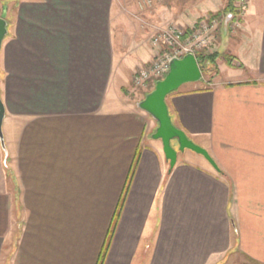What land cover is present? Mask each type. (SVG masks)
<instances>
[{"label":"crops","instance_id":"obj_1","mask_svg":"<svg viewBox=\"0 0 264 264\" xmlns=\"http://www.w3.org/2000/svg\"><path fill=\"white\" fill-rule=\"evenodd\" d=\"M133 1L0 0V264H96L125 193L105 264H264V0L225 46L237 71L167 98L219 172L189 150L170 172L128 90L156 27H192L227 0L146 19L122 14Z\"/></svg>","mask_w":264,"mask_h":264},{"label":"water","instance_id":"obj_2","mask_svg":"<svg viewBox=\"0 0 264 264\" xmlns=\"http://www.w3.org/2000/svg\"><path fill=\"white\" fill-rule=\"evenodd\" d=\"M231 19L232 15H228L225 21L226 31ZM8 35L9 24L5 19L0 18V51ZM170 67V72L166 78L158 81L154 90L136 106L158 123V128L152 138L162 142L166 160L170 164V172L178 162L179 153H185L186 150L203 156L219 172V167L209 152L197 145L183 130L175 126L167 104V98L181 87L187 84L200 83L203 80L202 68L193 54H188L183 58H173L170 61ZM5 117L6 110L0 91V143L8 155L3 133Z\"/></svg>","mask_w":264,"mask_h":264},{"label":"built area","instance_id":"obj_3","mask_svg":"<svg viewBox=\"0 0 264 264\" xmlns=\"http://www.w3.org/2000/svg\"><path fill=\"white\" fill-rule=\"evenodd\" d=\"M247 6L248 0H239L236 3L237 12L235 16L232 15L231 21L236 18L238 19L236 24H240ZM227 17L228 15L224 17L225 21ZM217 23L218 19L212 20L210 16H207L193 27H185L174 22L156 27L153 30L151 42L158 52L149 64L136 71L132 83L134 88L138 90L155 88L157 82L164 80L169 74L170 61L173 58H183L188 54L196 57L197 51L210 45Z\"/></svg>","mask_w":264,"mask_h":264},{"label":"rangeland","instance_id":"obj_4","mask_svg":"<svg viewBox=\"0 0 264 264\" xmlns=\"http://www.w3.org/2000/svg\"><path fill=\"white\" fill-rule=\"evenodd\" d=\"M219 1H222V0H210V1L208 0H135L132 2L133 6L125 5V6L120 7V10L122 14L127 13V15L133 18L138 17V18L146 19L148 18V16H146L147 14L160 9L162 6H168L170 8H173V10L176 12H179V10H182L183 7L184 8L191 7V10H195V9L198 10L200 8L203 10V8H205L204 6L206 5L207 7L210 5V3H213L215 7H218V5L221 4V2ZM174 6H176V8H174ZM207 16H210V19L212 20L218 19V23H217L218 26L216 29H214L213 36L210 41V45L207 48L196 52L197 58L201 56L206 57V60L203 61V58L200 60L202 61L204 65V69H203V80L201 81L202 83H199L201 84L199 86H202L203 88L209 87L215 78H219V77L224 78L226 74L234 73L237 71L235 68L232 69L233 67L228 64V62H232V56L229 54L228 50H226L225 46L227 45V42L231 40V38L229 39L230 36L236 37V33L239 30V26H240L239 23L236 24L238 19L233 18V21H231L228 24V27H227L228 30L226 31V24L224 20L225 16H222V18H218V17H215L214 14H206L205 16L197 20V22H200L204 18L206 19ZM169 23H172V21L163 22L162 25H167ZM183 26L187 27L186 25H183ZM152 35H153V32H152ZM221 42H222V45L224 44L223 47H221L220 45ZM215 54L217 56L216 62L211 63V60L209 58L210 56L215 55ZM153 90L154 88H151L149 90H140V89L138 90L134 88L132 84L128 90L129 100L131 101L132 106L134 107L135 104L144 100L145 97L149 93H151ZM187 152L189 156H198L196 155V153L192 151H187Z\"/></svg>","mask_w":264,"mask_h":264},{"label":"trees","instance_id":"obj_5","mask_svg":"<svg viewBox=\"0 0 264 264\" xmlns=\"http://www.w3.org/2000/svg\"><path fill=\"white\" fill-rule=\"evenodd\" d=\"M238 1L239 0H227L226 7L222 11L214 14V16L218 17V18H222V16L226 17L227 15L235 16V14L237 12L236 3ZM199 58H197V60H198V63H200L199 65L202 68V72H203L204 65H203L202 61H200V60L203 58V61H204V60H206V57L201 56ZM209 59L211 60V63L212 62H216V59H217L216 54L210 56ZM228 64L232 65V62H228ZM139 158H140V154L137 153V155L135 156V160H134V164H133V167H132L131 174L129 176V181L127 182V186L125 188V192H127L128 184H130V182L132 181V178L134 176L135 169H136L137 163L139 161ZM125 194L123 195V198L120 200L119 205L117 206L116 213H115V215L113 217V220L111 222L110 229H109V231L107 233V237H106L105 243H104V245H103V247L101 249V252H100V255L98 257V260H97L96 264H105L106 263V260H107V257H108L109 251H110V247H111V244H112V240H113L114 234L116 232V228L118 226V223H119V220H120V217H121V212H122L125 200H126Z\"/></svg>","mask_w":264,"mask_h":264}]
</instances>
